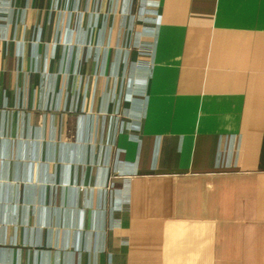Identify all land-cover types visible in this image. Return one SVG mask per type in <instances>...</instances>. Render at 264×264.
I'll list each match as a JSON object with an SVG mask.
<instances>
[{
    "label": "crops",
    "instance_id": "crops-1",
    "mask_svg": "<svg viewBox=\"0 0 264 264\" xmlns=\"http://www.w3.org/2000/svg\"><path fill=\"white\" fill-rule=\"evenodd\" d=\"M0 264H264V0H0Z\"/></svg>",
    "mask_w": 264,
    "mask_h": 264
},
{
    "label": "built area",
    "instance_id": "built-area-1",
    "mask_svg": "<svg viewBox=\"0 0 264 264\" xmlns=\"http://www.w3.org/2000/svg\"><path fill=\"white\" fill-rule=\"evenodd\" d=\"M85 11H86V9H84ZM78 13H80V14H82L83 13V11H77V13H74V15H76V14H78ZM109 179H108V181H107V183H106V187H111L112 185H113V179L115 178V176L114 175H109V177H108Z\"/></svg>",
    "mask_w": 264,
    "mask_h": 264
}]
</instances>
